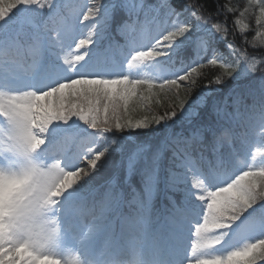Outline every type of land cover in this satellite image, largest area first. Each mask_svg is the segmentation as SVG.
<instances>
[{
    "label": "snow or ice",
    "instance_id": "snow-or-ice-1",
    "mask_svg": "<svg viewBox=\"0 0 264 264\" xmlns=\"http://www.w3.org/2000/svg\"><path fill=\"white\" fill-rule=\"evenodd\" d=\"M256 7L264 29V0H0V177L24 182L5 201L0 264H79L116 236L142 264H264V51L226 26ZM227 78L248 87L221 94ZM203 79L216 87L193 98ZM37 140L79 176L59 241L36 221L39 170L20 164Z\"/></svg>",
    "mask_w": 264,
    "mask_h": 264
},
{
    "label": "clouds",
    "instance_id": "clouds-1",
    "mask_svg": "<svg viewBox=\"0 0 264 264\" xmlns=\"http://www.w3.org/2000/svg\"><path fill=\"white\" fill-rule=\"evenodd\" d=\"M45 148L46 142L44 140H37L36 146L30 153L29 158L20 161V164L24 167H32L39 170L43 180L46 199L37 209L36 221L52 227L59 241L63 239L64 235L63 217L66 194L75 189L77 184H79V176L76 172L70 171L63 160L44 157L42 154ZM23 183V181L8 180L7 178L0 177V202H3L4 209L5 201L12 190L22 186ZM121 212L124 215H134L135 209L128 208L125 211V208H123ZM225 219L223 216H217L213 227H225ZM78 239L87 242L92 239V234L84 230ZM218 242V238L210 237L206 240L203 247L211 248ZM120 244L121 238L116 236L107 242L104 250L96 257L77 253L79 264H142L141 260L136 257L130 259L122 257L119 251Z\"/></svg>",
    "mask_w": 264,
    "mask_h": 264
},
{
    "label": "trees",
    "instance_id": "trees-1",
    "mask_svg": "<svg viewBox=\"0 0 264 264\" xmlns=\"http://www.w3.org/2000/svg\"><path fill=\"white\" fill-rule=\"evenodd\" d=\"M229 3L230 4L236 3L238 8H239L240 3H243L246 7L248 0H229ZM240 11H243V9L241 8ZM259 13H260V10L258 7H256L253 13H245L244 17L242 18L237 16L236 17L237 19H241L240 25H235L232 20L227 21L226 26L230 29V32H231V35L228 37V39L232 40L237 45V47L244 46L245 41H256L257 51H264V44L259 43V41L261 40L260 32L264 31V29H259V26L256 24V19L259 18ZM244 25H247V27L246 28L243 27ZM253 29H257V31H253ZM241 37H243V39H241ZM251 47L252 45L249 43L247 45V48L250 50ZM221 50L224 51L222 47H221ZM233 58L235 57L233 56ZM202 71L206 73H212V72L222 73L225 70L220 69L219 65L212 66L209 64L206 68L202 69ZM214 78L215 77L213 76L212 79L214 80ZM248 84H249V81L247 78L241 79L239 81L232 80L231 78H227L222 83V85H220L219 87L221 88V94H226L232 89L243 91L248 87ZM209 86L216 87V85L212 84L211 81H209L208 79H203V83L200 84L198 87L194 88L193 93H192V95L194 96L193 98H195V95L197 94V92L204 90ZM133 105H136L138 108V111L134 113L135 116L139 117L140 115L144 114L143 110L138 105L136 97H132L129 100V106L132 107ZM152 107L156 108V105L153 104ZM162 111L163 109L160 110L161 114H162ZM179 129H180V126L177 125L176 130L179 131ZM133 135H136V134H133ZM142 135L145 137H152V136H155L156 134L149 131L147 133H143ZM117 161H119V155H117ZM119 179L128 180L130 181L131 184H133L134 182L138 180V177L135 175H130L125 165L120 170ZM174 195L179 196V193H175ZM127 208L128 207H126V211L128 210Z\"/></svg>",
    "mask_w": 264,
    "mask_h": 264
}]
</instances>
